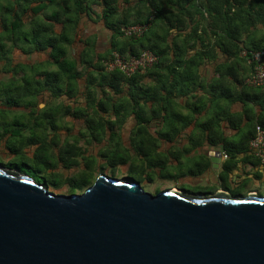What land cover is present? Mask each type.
<instances>
[{
  "label": "trees",
  "instance_id": "obj_1",
  "mask_svg": "<svg viewBox=\"0 0 264 264\" xmlns=\"http://www.w3.org/2000/svg\"><path fill=\"white\" fill-rule=\"evenodd\" d=\"M95 1L103 5L101 18L113 32L112 49L105 56H97L89 38L78 62L72 55V49L82 17L84 14L89 16L91 11L89 0H0V63L3 73L11 75L5 84L0 82V102L8 110H29L26 115L29 121L26 124L16 122L14 125L18 128L14 127L12 131L10 125L4 126L0 130V139L2 142L5 140L6 146L9 139H22L21 149L25 153L29 154L27 150L35 147L33 157L42 149L54 152L56 148L58 153L54 152L53 156L57 162H47L50 171H55L59 165L70 170L83 164L81 172L66 178V183L72 188L71 194L90 187L96 180L91 171L93 163L88 159L92 156L106 157V150L108 152L110 147L115 151L125 150L122 132L131 116L136 119L131 139H178L192 125L194 119L191 115L172 113L170 109L178 96L177 85H186L191 77L193 63L184 62L180 57L186 54V47L192 40H202V35H197L198 17L208 15L211 21L208 19L207 24L211 28L212 25L217 26L211 30L213 35H217V43L237 42L241 28L246 30L257 23L264 25V0H138L144 9L125 15L120 14L119 0ZM189 4L191 7L187 9ZM194 18L197 27L181 35L183 46L176 44L180 36L172 42V30L185 32L194 23ZM245 18L247 21L244 23ZM147 23L149 27L140 37H125L121 31L122 27ZM220 23L230 25L225 36L217 31ZM59 24L62 25L60 31L57 29ZM262 42L252 51L264 48V40ZM15 50L25 56L46 53L49 59L36 64L15 63ZM145 50L158 57V62L145 72L128 76L118 69L108 71L105 67V62L115 52L128 59ZM222 50L234 55L223 47ZM173 51L177 61L167 64ZM178 66L185 68L178 70ZM147 78L154 81L146 83ZM81 81L84 82L83 87ZM45 94L51 96L50 101L39 110L38 100ZM79 96L84 98V106L66 103L67 99ZM258 102L264 109V97L258 96ZM163 112L165 116L161 120L164 127L157 132L151 127L152 121ZM65 117L82 120L85 126L75 137V142L66 141L60 146L57 139H60L59 132ZM250 125L241 138L249 139V143L255 137L257 126L264 129V115L250 121ZM220 128V118L210 119L195 127L191 139H226ZM79 139L99 146L97 155H85L78 145ZM231 147L227 144L230 158L234 156ZM11 152L15 153L14 150ZM139 152L152 162L148 152ZM128 161V156L122 159L124 165Z\"/></svg>",
  "mask_w": 264,
  "mask_h": 264
},
{
  "label": "water",
  "instance_id": "obj_2",
  "mask_svg": "<svg viewBox=\"0 0 264 264\" xmlns=\"http://www.w3.org/2000/svg\"><path fill=\"white\" fill-rule=\"evenodd\" d=\"M0 264H264V195H153L105 174L56 194L0 166Z\"/></svg>",
  "mask_w": 264,
  "mask_h": 264
},
{
  "label": "crops",
  "instance_id": "obj_3",
  "mask_svg": "<svg viewBox=\"0 0 264 264\" xmlns=\"http://www.w3.org/2000/svg\"><path fill=\"white\" fill-rule=\"evenodd\" d=\"M89 3L91 11L89 16L87 14L83 15L73 47L76 44L82 47L78 54L80 57L86 47V41L91 38L95 54L105 56L112 49L113 32L106 27L104 20L101 18L103 11L101 2L89 0ZM118 6L121 15L131 14L132 11L137 9H144L141 4H138V0H128L127 3L125 0H119ZM189 7H191L190 4L186 8L189 9ZM208 19L211 21L208 15L205 18L198 17L200 24L197 35H202V40H192L186 47V54L180 57V60L184 62L193 63V67L189 82L184 86L177 85L176 92L178 96L175 99V104L170 109L172 113L191 115L194 122L181 133L178 139H123V146L129 156V161L124 166L125 169H131L133 160L137 159L145 163L144 169L150 173L162 175V172L168 169L184 168L186 166L184 159L198 158V171L190 168L186 175L216 180L217 176H222L225 173L231 175L243 173L246 175L251 174L253 171L257 172L262 168L264 170V165L260 164L249 152V139H241L247 129H250V121H256L259 116L264 115V109L258 102V96L264 97V87L254 90L245 86V82L253 72L249 53L257 45L263 43L264 25L257 23L246 30L241 28L242 30L238 33L240 40L237 42L229 43L227 40L217 43L215 41L217 35H213L211 31L214 30L216 25H212L211 28V25L207 24ZM193 20L194 23H191L185 32L181 33L177 29H173L171 41L174 40L175 42V38L180 36L176 44L183 46L181 35L184 36L190 33L194 27H197L196 18ZM246 21V18L243 19L244 23ZM229 26L220 23L217 31L220 35L225 36V32L229 31ZM57 29L60 31L62 25H57ZM80 30L84 32V38L80 37ZM222 47L234 55L227 54L222 50ZM35 54L46 53H34L33 55ZM200 54L204 56L199 57ZM46 56L47 59L44 61L49 59L47 54ZM167 61V64L177 61L174 51ZM184 68L178 66V70ZM153 81L152 78H147L145 82L152 83ZM83 102L84 98L82 96L77 99L66 100V103L71 106H78L79 104L84 106ZM196 108H198V111L193 114ZM164 116L165 112L152 121L151 127L155 131L163 130L164 124L161 119ZM216 117L220 118V129L222 136L226 139H191L197 125L204 124ZM135 125L136 119L131 116L125 127L133 129ZM227 144H231L234 156L224 159L223 153L227 154ZM34 150L35 147L33 152ZM139 150L148 152L151 155L152 162L146 160ZM214 152L221 153L218 162L211 161Z\"/></svg>",
  "mask_w": 264,
  "mask_h": 264
},
{
  "label": "rangeland",
  "instance_id": "obj_4",
  "mask_svg": "<svg viewBox=\"0 0 264 264\" xmlns=\"http://www.w3.org/2000/svg\"><path fill=\"white\" fill-rule=\"evenodd\" d=\"M79 35L81 38H84V32L80 30ZM82 47L79 44L72 49V55L77 61H80L78 56L79 51ZM14 62L15 63H29L34 64L37 62H42L47 59L46 54L41 55H32L25 56L21 51H14ZM11 75H7L2 71V63H0V82L5 84ZM83 87L84 82L81 81ZM51 96L45 94L41 96L37 103V109L42 110L47 106V103L50 101ZM68 100V99H67ZM64 101V100H63ZM65 102V101H64ZM40 105V106H39ZM9 109V108H8ZM2 102H0V130L2 131L4 126L10 125L9 128L12 131L14 127L18 128L14 124L16 122H21L26 124L29 119L26 117L28 109L24 108H11L8 110ZM84 122L82 120H76L71 117L63 118V123L61 125V130L59 132V141L60 146L63 142L68 141L70 143L75 142L77 139L75 137L79 132L84 128ZM131 127H125L122 136L123 139H131ZM21 144H23L22 139H9L8 145L6 146L5 140L2 142L0 139V166H3L7 169H12L19 172L20 174L31 177L36 183L41 184L43 187L56 194H71V187L66 183L67 177H72L77 175L84 169V165L80 164L79 167H75L71 170L64 169L61 165L58 166V169L55 171H50L47 168L48 163H56L54 152L58 153V150L55 148L54 152L50 149H42L37 156L33 157V149L22 151ZM78 144L83 149L85 155H97L99 146L89 145L85 142L84 139H79ZM66 146V144H65ZM68 146H66L67 148ZM12 150L15 151L11 152ZM106 157H93L88 159L92 165L91 171L94 173V180L98 177L99 174H105L106 176H111L114 178L120 179H132L140 183L141 187L148 193L156 195L164 190L173 189L184 191L191 195H212L218 192H230L235 194L247 195L256 194L250 192V189H243L240 192H234L237 190V184L243 182V180L249 178L254 180L260 174L264 176V170L259 169V171H253L251 174H239L234 175L225 173L222 176H217L216 180L208 179L207 177L191 176L188 174L190 168L198 171L199 159H184L186 166L184 168L177 169H168L162 172V175L159 173H150L144 169V162L139 160H133V167L131 169H125V165L122 163V159L127 158L128 153L125 150L115 151L112 147L110 150H106ZM129 157V156H128ZM81 161V158H80ZM264 180V177H263ZM87 189V186L83 189L78 190L76 193L81 194ZM234 190V191H233ZM261 190H264L262 188ZM241 196V195H240Z\"/></svg>",
  "mask_w": 264,
  "mask_h": 264
},
{
  "label": "built area",
  "instance_id": "obj_5",
  "mask_svg": "<svg viewBox=\"0 0 264 264\" xmlns=\"http://www.w3.org/2000/svg\"><path fill=\"white\" fill-rule=\"evenodd\" d=\"M149 24L133 25L122 27L121 31L125 37H140L148 29ZM250 61L253 65V72L247 79L246 85L250 88L264 87V48L249 53ZM158 62V57L151 51L145 50L137 57L124 58L119 53H113L112 57L105 62L108 71L120 70L130 76L136 72H145ZM250 154L264 164V129L260 126L256 128V134L249 143ZM223 158L228 155L223 153Z\"/></svg>",
  "mask_w": 264,
  "mask_h": 264
},
{
  "label": "flooded vegetation",
  "instance_id": "obj_6",
  "mask_svg": "<svg viewBox=\"0 0 264 264\" xmlns=\"http://www.w3.org/2000/svg\"><path fill=\"white\" fill-rule=\"evenodd\" d=\"M260 164H262V163L260 162ZM262 165H264V164H262ZM262 175L263 174L258 175L257 177L254 178V180H251L249 178L243 180V182L238 183L237 187H235V189L237 188V190L236 191L233 190V191L234 192H240V190L248 188L251 190L250 192L256 193V195H258V196H263L264 190H261V189L264 188V180H263L264 176H262ZM231 194L233 196H236V197H240V195L241 196H247V193H245L244 195H242V194H235L234 195L233 193H231Z\"/></svg>",
  "mask_w": 264,
  "mask_h": 264
}]
</instances>
